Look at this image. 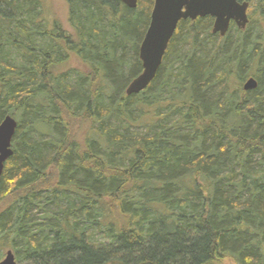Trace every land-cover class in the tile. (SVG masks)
Returning a JSON list of instances; mask_svg holds the SVG:
<instances>
[{
    "label": "trees",
    "instance_id": "obj_1",
    "mask_svg": "<svg viewBox=\"0 0 264 264\" xmlns=\"http://www.w3.org/2000/svg\"><path fill=\"white\" fill-rule=\"evenodd\" d=\"M64 1L69 29L44 0H0V260L264 264V0H238L260 22L224 38L180 21L131 96L154 0Z\"/></svg>",
    "mask_w": 264,
    "mask_h": 264
},
{
    "label": "water",
    "instance_id": "obj_2",
    "mask_svg": "<svg viewBox=\"0 0 264 264\" xmlns=\"http://www.w3.org/2000/svg\"><path fill=\"white\" fill-rule=\"evenodd\" d=\"M130 9L137 7L138 0H118ZM247 2L237 0H154L149 27L139 48L142 72L130 82L125 90L126 96L138 95L150 85L156 76L169 42L180 21H195L211 17L212 34L224 37L233 22L240 30L248 24ZM257 88L254 78L243 84V91ZM17 129L14 118L6 116L0 123V179L5 162L11 157V144ZM0 264H17L11 250L7 251Z\"/></svg>",
    "mask_w": 264,
    "mask_h": 264
},
{
    "label": "rangeland",
    "instance_id": "obj_3",
    "mask_svg": "<svg viewBox=\"0 0 264 264\" xmlns=\"http://www.w3.org/2000/svg\"><path fill=\"white\" fill-rule=\"evenodd\" d=\"M44 6H45L47 20L50 23L52 21L56 20L65 29H69V25H68V21H67V6H66V3H65L64 0H44ZM250 17H251V15H250ZM252 20H253V22L255 24H258L260 22L259 15H254L251 18V21ZM254 27H258V25L257 26H254ZM262 28H263V31H264V23H263ZM257 30H260V28L258 27ZM74 68H78L79 69V64L77 63V61L74 58H72L70 61H68L66 63V65H64L63 71H67L68 69L71 70V69H74ZM248 77H253V76H251L249 74ZM1 207H0V210L2 209ZM7 251L8 250H5L3 252L1 260H3V258L5 257V254H6ZM223 264H232V263L230 261H225Z\"/></svg>",
    "mask_w": 264,
    "mask_h": 264
},
{
    "label": "flooded vegetation",
    "instance_id": "obj_4",
    "mask_svg": "<svg viewBox=\"0 0 264 264\" xmlns=\"http://www.w3.org/2000/svg\"><path fill=\"white\" fill-rule=\"evenodd\" d=\"M237 1H238V0H237ZM238 2H239V1H238ZM248 10L250 11V7L248 8ZM248 10H247V18H248V21H249L248 24H249L251 19H250V17H249V11H248ZM204 18H205V17H204ZM210 18H211V17H210ZM198 19H203V18H198ZM211 19H212V18H211ZM212 20H213V19H212ZM213 22H214V20H213ZM248 24L246 25L245 29L247 28ZM212 27H213V23H212ZM231 27H233V28H237L236 25H235L233 22L230 23V27H229V28H231ZM237 29H238V28H237ZM211 30H212V29H211ZM243 30H244V29H243ZM228 31H229V30H228ZM227 33H228V32H227ZM227 33H226V34H227ZM225 36H226V35H225ZM225 36H224V37H225ZM219 37H220V36H219ZM224 37H221V38H224ZM250 78H253V77H249V78H247V79L245 80V82H246L248 79H250ZM245 82H244V83H245ZM256 82H257V81H256Z\"/></svg>",
    "mask_w": 264,
    "mask_h": 264
}]
</instances>
